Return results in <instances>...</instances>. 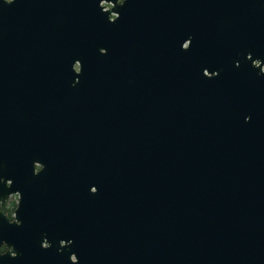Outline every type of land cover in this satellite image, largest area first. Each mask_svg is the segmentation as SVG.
I'll use <instances>...</instances> for the list:
<instances>
[{
  "label": "water",
  "instance_id": "95a60500",
  "mask_svg": "<svg viewBox=\"0 0 264 264\" xmlns=\"http://www.w3.org/2000/svg\"><path fill=\"white\" fill-rule=\"evenodd\" d=\"M15 193L0 264H264V0H0Z\"/></svg>",
  "mask_w": 264,
  "mask_h": 264
},
{
  "label": "flooded vegetation",
  "instance_id": "af4514ba",
  "mask_svg": "<svg viewBox=\"0 0 264 264\" xmlns=\"http://www.w3.org/2000/svg\"><path fill=\"white\" fill-rule=\"evenodd\" d=\"M122 0H118V2H121ZM112 5H106V8H110ZM115 15H111V18H114ZM256 64V63H255ZM75 70L78 71L79 68L75 67ZM40 114L44 115L45 117H48V106L46 104L45 107H40V109L37 110ZM35 171H39L41 169L40 165H35L34 166ZM19 202V194H11L7 196L3 202H0V211H3L5 216L9 219L10 222L14 221V214H15V209L17 208ZM64 244L61 242V245ZM7 250V247L3 244L0 247V252L3 253Z\"/></svg>",
  "mask_w": 264,
  "mask_h": 264
}]
</instances>
